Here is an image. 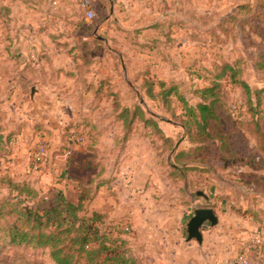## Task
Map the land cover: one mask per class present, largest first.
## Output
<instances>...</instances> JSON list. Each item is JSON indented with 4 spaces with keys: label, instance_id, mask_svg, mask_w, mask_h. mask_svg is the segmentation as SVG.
<instances>
[{
    "label": "rangeland",
    "instance_id": "obj_1",
    "mask_svg": "<svg viewBox=\"0 0 264 264\" xmlns=\"http://www.w3.org/2000/svg\"><path fill=\"white\" fill-rule=\"evenodd\" d=\"M148 2L157 7L162 4L159 0ZM90 3L94 12L88 22L92 41L73 53L72 77L65 81L39 79V83L19 79L24 67L20 61L27 54L11 37L24 12L15 5L10 8L12 3L0 7V127L4 128H0V202L18 195L12 184L29 187L40 202H49L57 194L73 203L83 199L81 216L91 218L95 212L104 216L95 224L100 235H105L108 247L118 246L132 261L138 248L134 224L144 236L149 233L155 238L163 230L171 232L168 250L161 256L156 249L152 256L142 255L146 264H178L171 249L184 244L186 224L192 217L191 207L186 205L196 200L199 206L215 208L220 216L217 226L203 227L206 233L214 232L210 242L216 243L219 234L237 242L240 233L234 232L240 220L251 216L239 215L236 209L250 210L257 220L264 221V93H257L264 90V0H164L166 7L151 12L145 25L158 14L169 17L170 61L164 63L159 52L152 55L135 49L130 32L119 37L120 48L137 58L128 74L120 62L106 57L105 49L97 46L93 31L106 10ZM30 17L34 23L35 17ZM135 23L136 14L134 28ZM225 65L232 70H224ZM144 72H149L147 77L141 75ZM234 74L236 81L249 85L250 96L231 78ZM141 76L172 83L169 86L175 85L177 95L150 100L144 94ZM105 79L117 85L123 105L140 106L174 138L178 145L173 153L190 146L188 129L180 123L194 122L191 130L202 139L205 155L201 172H191L186 184L174 185L166 175L172 154L166 152L160 135L140 121L134 124L132 138L122 140L113 98L105 94L106 88L99 92ZM35 85L45 90L37 89L32 98ZM169 86L161 89L156 85L155 90L161 93ZM205 88H213L215 95L207 96V103L215 101L214 118L207 125L200 118H191L184 103L196 106ZM70 133L77 134L81 142L68 144ZM40 145L46 146L48 157L34 169L33 157ZM101 181L107 185L98 188ZM198 192L207 198L198 197ZM156 243L153 241V246ZM0 264L54 263L44 250L1 245Z\"/></svg>",
    "mask_w": 264,
    "mask_h": 264
},
{
    "label": "crops",
    "instance_id": "obj_2",
    "mask_svg": "<svg viewBox=\"0 0 264 264\" xmlns=\"http://www.w3.org/2000/svg\"><path fill=\"white\" fill-rule=\"evenodd\" d=\"M85 1L89 0H0V7L12 3L10 8L15 5L19 8L20 12H24L19 16V26L12 32L14 34L16 32V34L11 37L15 41L14 44L22 49L21 52L27 54L26 59L20 61L21 65H24V69L22 68V71L19 73L21 81L26 83H39L42 79L65 81L72 77L71 73H69L74 62L72 60L74 57L72 58V56L78 52L76 49H80V45L82 46L81 49H85L92 41L89 34L90 25H88L90 20L87 19L86 9L83 6ZM90 1L96 3L100 10H106L104 11L105 17L94 27L93 34L97 37V46H102L105 49L107 53L106 57H114L117 62H120L127 74L130 66L134 64L133 61L137 58L135 57L134 60L129 55V50L125 51L120 48L119 37L125 36V34L130 32L134 34L132 44H135V49L142 48V52L147 51L148 54L152 55L159 52L164 60L163 62L169 63L170 60H166L169 52L167 50H170L167 42L169 38L165 36L170 32L169 17L163 13L158 14L154 17L153 22L149 23V26L145 25L147 16L151 12L156 14L158 13L157 9L162 11L161 8L165 6L164 0H159L160 4L162 3L161 7L149 3L148 0ZM135 14L137 15L138 24L135 23L136 27L134 28ZM32 15L35 17L34 23H31L30 20V16ZM106 33L107 35H105ZM153 34L155 35L154 38L145 39L148 35L153 36ZM163 42H167V45ZM112 45L117 46L118 49H114ZM174 47L170 45L171 49ZM86 56L83 53V57ZM28 64L31 65L29 68L27 67ZM29 73L33 74L30 75ZM32 89L35 90L34 94L38 90L39 92H44L45 90V88H39L35 85L31 88V94ZM133 135L134 130L129 139ZM197 196L207 198L201 192H198ZM186 207H191V213L193 208L214 209L219 224L220 216L215 208L199 206L197 200L194 204L190 202ZM206 224L210 227H215L209 223ZM138 227V224H134V234H136V241H138L137 255L152 256V249L158 250L159 256L164 255V250H168L167 248L169 247L168 243L172 236L171 232L165 230L162 232L158 231L159 234L155 235L154 238L153 234L149 233L145 236L144 234L141 235ZM203 227L202 243L187 241L186 238L183 245L179 243L176 246L178 248L171 249L173 255L177 257L178 264H229L237 257L244 242L257 234H264V221L260 222L253 217L246 218L245 221L243 219L240 220L239 226L234 232V234L236 232L240 233L239 237H237V242L236 238L233 240L228 236L219 234L217 236L218 241L211 243L209 237L214 232L206 233ZM174 237L177 241H180L178 233H174ZM153 241H157L158 243L153 246ZM192 249L194 250L193 255L191 252L188 254Z\"/></svg>",
    "mask_w": 264,
    "mask_h": 264
},
{
    "label": "trees",
    "instance_id": "obj_3",
    "mask_svg": "<svg viewBox=\"0 0 264 264\" xmlns=\"http://www.w3.org/2000/svg\"><path fill=\"white\" fill-rule=\"evenodd\" d=\"M165 36L170 38V32ZM166 60L168 61L167 57ZM30 66L27 65L28 68ZM232 68L230 65L224 66V70H232ZM148 73L144 72L141 75L147 77ZM143 77L141 76L140 79H143ZM235 77V74L231 76L235 80L234 82L240 84L250 96L251 88L249 85L244 81H236ZM143 81L146 89L144 94L152 101L161 96L166 97V99L171 98L176 91L175 85L174 87L173 85L169 86L172 83L163 79H158V82L150 81L149 78L147 80L143 79ZM156 85H159L161 89L169 86V90L157 93L155 90ZM116 87L117 85L107 80L101 81L99 92L106 88L105 94L113 98V114L121 124L122 140L127 141L130 138L135 122L140 121L145 128L160 135V137H157L166 145V152L168 155L172 154L171 160L173 163L170 164L166 175L174 185L186 184L191 172H201L205 155L203 154L204 149H201L202 139L199 137L197 139L192 133L191 129L194 127V122H179L184 128L188 129L189 135L186 139L190 146L186 149H178L173 153L178 145L174 138L167 136L159 123L148 118L140 106L123 105L121 103L122 94ZM213 91V88L202 89L200 91L201 102L196 106H188L184 101L188 115L191 118L195 120L200 118L205 124L208 120L214 118L212 114L215 101L207 103L208 95L211 98L215 96ZM257 93L262 94L264 90ZM174 95L176 96L177 93ZM216 168L214 167L212 170H216ZM106 183L107 181H101L97 186L100 188L105 186ZM12 186L16 188L18 195L13 198L8 197L0 202V247L2 245L44 250L54 264H146L142 255L134 254V260L132 261L118 250V246H107V238L103 234L100 235L99 229L95 226L96 222L104 216L96 212L92 214L91 218L81 216V213L85 211V201L83 199H80L78 203H73L63 195L57 194L45 203L36 201L38 194L29 187L18 184H12ZM235 211L239 215H249L257 220L250 210L242 212L241 209H236Z\"/></svg>",
    "mask_w": 264,
    "mask_h": 264
},
{
    "label": "built area",
    "instance_id": "obj_4",
    "mask_svg": "<svg viewBox=\"0 0 264 264\" xmlns=\"http://www.w3.org/2000/svg\"><path fill=\"white\" fill-rule=\"evenodd\" d=\"M91 3L85 1L83 3L86 9V17L91 20L94 17V12L91 9ZM81 138L75 134L70 133L66 141L68 144H76L81 142ZM65 154L69 155L68 152ZM48 157L47 148L45 145H40L33 157L32 166L34 169H39L40 165ZM229 264H264V234L260 233L244 242L237 254V257Z\"/></svg>",
    "mask_w": 264,
    "mask_h": 264
},
{
    "label": "water",
    "instance_id": "obj_5",
    "mask_svg": "<svg viewBox=\"0 0 264 264\" xmlns=\"http://www.w3.org/2000/svg\"><path fill=\"white\" fill-rule=\"evenodd\" d=\"M35 90L32 89L31 96L34 95ZM209 223L212 226L218 224V217L215 210L212 208H193L192 217L187 223V241H196L202 243V227Z\"/></svg>",
    "mask_w": 264,
    "mask_h": 264
}]
</instances>
